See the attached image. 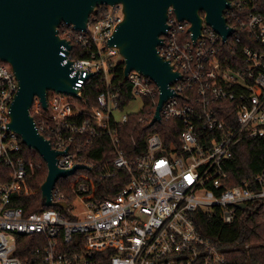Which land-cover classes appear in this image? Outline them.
Segmentation results:
<instances>
[{"label":"built area","instance_id":"built-area-1","mask_svg":"<svg viewBox=\"0 0 264 264\" xmlns=\"http://www.w3.org/2000/svg\"><path fill=\"white\" fill-rule=\"evenodd\" d=\"M229 1L224 15L234 30L226 39L206 21L194 39L191 22L180 20L173 7L168 10L170 27L158 48L181 76L169 86L174 95L163 103L161 120L151 126L181 121L178 140L166 143L153 132L146 151L132 161L117 149L99 178L112 179L123 170L130 179L103 187L104 195L99 178L80 169L64 181L66 191L59 182L75 174L61 177L52 199L64 206L29 212L18 204L33 191L30 180L42 163L35 150L26 153L22 136L9 127L19 83L11 64L0 59V264H229L197 218L205 213L228 225L245 210H264V164L234 184L226 167L237 143L264 141V0ZM123 18L122 3L103 4L90 15L86 30L68 23L60 27L61 37L73 45L69 53L61 52L63 63L73 60L71 75L78 76L81 97L49 90L48 109L36 96L32 114L40 133L62 151V168L87 164L77 157L101 136L119 144L116 126L131 114L149 125L155 116L162 93L155 81L137 70L116 79L124 57L109 40ZM97 73L104 89L99 105L87 106L85 84ZM124 83L128 103L136 96L144 102L140 111L118 116L128 105L122 106Z\"/></svg>","mask_w":264,"mask_h":264},{"label":"water","instance_id":"water-1","mask_svg":"<svg viewBox=\"0 0 264 264\" xmlns=\"http://www.w3.org/2000/svg\"><path fill=\"white\" fill-rule=\"evenodd\" d=\"M117 3L123 5L124 18L109 44L116 45L124 57L125 78L130 71L137 70L155 81L162 92L150 125L161 120L163 103L174 95L169 86L181 76L158 48L170 27L169 8H174L180 20L191 22L194 39L201 35L204 21L224 39L234 30L224 15L225 8L231 5L229 0H0V59L11 64L19 83L10 108L9 127L47 163L48 174L41 185L47 206L66 205L52 199L53 189L61 177L93 167L85 163H75L71 168L59 166L58 155L62 151L55 149L50 139L40 133L32 114L35 97H40L46 109L49 90L81 97L80 87L76 86L78 76L71 75L73 60L63 63L66 56L61 52L69 53L73 45L61 37L60 27L68 23L77 30H86L97 6Z\"/></svg>","mask_w":264,"mask_h":264},{"label":"trees","instance_id":"trees-1","mask_svg":"<svg viewBox=\"0 0 264 264\" xmlns=\"http://www.w3.org/2000/svg\"><path fill=\"white\" fill-rule=\"evenodd\" d=\"M204 14V13H203ZM116 79H124V65L118 64L116 67ZM104 80L102 74L92 75L86 82L84 88V102L87 106H98V95L104 89ZM126 91L122 106L128 103L130 98L129 87L124 83ZM226 117V114L223 115ZM139 114H131L126 123L118 124L117 137L120 139L119 144L113 142L110 136H101L97 141L82 151L78 161L86 162L92 169L84 168V171L94 177H100L103 166L112 162L117 149H122L127 157L132 161L138 155L147 149V137L153 132H159L166 143L177 141L181 130L182 122L173 120H163L162 122L151 126L149 123L139 121ZM25 151L28 155L34 154L32 149L24 144ZM37 162L41 161V166L37 167L35 174L30 180L33 191L23 197L18 202L27 211L32 212L48 208L42 198L41 185L48 174V166L44 158L39 154H34ZM264 164V141L257 138H246L234 146L233 156L228 160L227 170L230 175L231 184L239 183L243 179L253 177ZM77 174L68 177L59 182L66 191L67 182L73 179ZM128 181L130 174L127 171L118 172L117 176L112 179H100V194H105L103 187L115 185L117 179ZM116 186V185H115ZM118 190V187H117ZM113 191L116 193L117 191ZM197 225L204 235L212 242L217 244L225 253L229 264H264V246L259 244L264 241V210L241 212L240 216L232 223L225 224L218 216H211L205 213L200 214L197 218ZM250 242L253 245L249 248L244 245Z\"/></svg>","mask_w":264,"mask_h":264},{"label":"rangeland","instance_id":"rangeland-1","mask_svg":"<svg viewBox=\"0 0 264 264\" xmlns=\"http://www.w3.org/2000/svg\"><path fill=\"white\" fill-rule=\"evenodd\" d=\"M115 60L116 61H120L121 60V57L119 55H117L115 57ZM143 102H144V100H143L142 97L136 96L132 101H130L128 103V105L126 106V108L123 111L118 112L117 115L118 116H121L123 113L140 111L142 109V107H143ZM81 171H84V169H82Z\"/></svg>","mask_w":264,"mask_h":264},{"label":"flooded vegetation","instance_id":"flooded-vegetation-1","mask_svg":"<svg viewBox=\"0 0 264 264\" xmlns=\"http://www.w3.org/2000/svg\"><path fill=\"white\" fill-rule=\"evenodd\" d=\"M201 14H203V11H201Z\"/></svg>","mask_w":264,"mask_h":264}]
</instances>
